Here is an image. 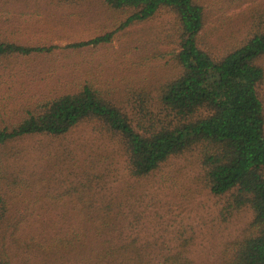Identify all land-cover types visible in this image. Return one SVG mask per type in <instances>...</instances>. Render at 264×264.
<instances>
[{"label":"rangeland","instance_id":"374dc122","mask_svg":"<svg viewBox=\"0 0 264 264\" xmlns=\"http://www.w3.org/2000/svg\"><path fill=\"white\" fill-rule=\"evenodd\" d=\"M198 1L206 11L204 45L217 55L262 23L264 0ZM125 14L102 7L99 0H0V40L58 46L51 54L14 59L15 70H1L0 92L8 93L12 80L18 91L26 87L9 103L16 106L1 116L17 115L24 96L70 92L90 81L139 117L143 105L138 95L155 94L161 82L179 73L173 56L177 19L172 13L160 11L120 30L105 45L63 48L115 29ZM261 62L264 66V58ZM146 105L154 109L148 101ZM101 130L98 122L85 121L65 136H32L2 150L0 196L6 210L0 221V259L13 264H93L75 258L71 247L57 254L18 243L34 236L50 240L59 230L56 223H61L63 235L84 222L102 233L88 231L85 246L78 245L82 253L106 251L94 264H118L122 255L130 257L127 264H232L233 244L245 236L253 213H225L226 197L210 192L199 152L174 155L149 177L135 178L115 141ZM43 232L50 234L45 237Z\"/></svg>","mask_w":264,"mask_h":264},{"label":"trees","instance_id":"16d2710c","mask_svg":"<svg viewBox=\"0 0 264 264\" xmlns=\"http://www.w3.org/2000/svg\"><path fill=\"white\" fill-rule=\"evenodd\" d=\"M99 1L102 7L126 13L125 16L118 20L115 29L68 43L64 49L80 51L108 44L116 32L168 11L177 19L178 48L173 56L178 75L161 82L155 94L147 98L145 94L138 95L143 105L139 117L130 115L86 81L70 92L31 99L24 96L18 114L4 118L1 115L16 106L10 107L9 103L26 91V87L25 91H18L13 87L16 80H12L8 93L0 92V154H5L2 150L8 147L11 150V143L19 139L37 135L62 137L85 121L98 122L101 131L115 141L135 178H147L170 157L197 150L210 192L226 197L225 213L244 209L253 213L245 236L233 244L232 264H264V15L262 23L258 22L248 36L217 55L204 45L206 11L198 0ZM57 48L0 40V76L4 74L1 70H15L14 59L51 54ZM3 85L4 82L0 89ZM147 101L154 109L146 105ZM16 109L10 112L14 114ZM4 159L1 158L3 165ZM5 203L0 196V221ZM58 224L61 223L55 224L60 230L62 225ZM14 227L19 229V224ZM99 229L83 222L63 235L58 230L46 242L34 236L19 239L18 243L57 254L71 247L75 258L92 260L94 264L105 258L106 251L82 253L78 245L85 246L83 239L88 231L102 234ZM49 234L42 233L45 237ZM118 259V264H127L130 257L122 255ZM0 264L13 263L0 259Z\"/></svg>","mask_w":264,"mask_h":264}]
</instances>
